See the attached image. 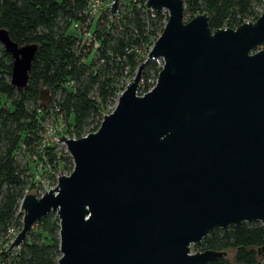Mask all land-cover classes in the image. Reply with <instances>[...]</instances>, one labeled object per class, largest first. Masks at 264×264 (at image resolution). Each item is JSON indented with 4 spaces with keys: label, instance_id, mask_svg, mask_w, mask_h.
<instances>
[{
    "label": "water",
    "instance_id": "95a60500",
    "mask_svg": "<svg viewBox=\"0 0 264 264\" xmlns=\"http://www.w3.org/2000/svg\"><path fill=\"white\" fill-rule=\"evenodd\" d=\"M144 8L166 12L160 35L96 131L57 138L72 169L59 167L52 189L21 199V228L7 250L48 214L58 221L56 264H209L226 253L191 254L190 245L214 229L264 228V8L252 22L213 31L206 13L184 21L183 0ZM0 46L9 85L23 90L37 45L19 46L0 29ZM155 59V83L139 96ZM38 101L50 105L48 89ZM263 252L264 240L256 257Z\"/></svg>",
    "mask_w": 264,
    "mask_h": 264
},
{
    "label": "trees",
    "instance_id": "16d2710c",
    "mask_svg": "<svg viewBox=\"0 0 264 264\" xmlns=\"http://www.w3.org/2000/svg\"><path fill=\"white\" fill-rule=\"evenodd\" d=\"M145 1L129 0L127 12L116 16L115 21L104 15L100 17L91 36L97 46L94 59L91 64H85V46L78 38L82 35L73 25L85 26L88 30L94 22H86L87 0H0V29L6 30L11 41L19 46L37 45L30 77L26 87L19 91L9 85L11 60L0 46V99H3L0 100V242L9 227L21 228L19 204L24 191L31 188L25 174L28 171L25 155L37 145L43 121L51 118L62 124V132L72 130L75 139L96 131L102 115L109 113L105 108L115 104L125 81L133 78V71L144 61L145 58H139L140 51L147 55L160 35L166 16L147 11ZM257 4L259 11L255 10ZM183 6L184 15L190 14V18L206 13L208 27L213 31L235 29L256 20L264 3L261 0H183ZM70 30L78 34L73 35ZM149 71L153 72L154 81L159 71L154 61L143 70L137 88L139 96L149 89ZM118 77H123V81L117 83ZM42 88L48 89L51 96L45 110L38 101ZM56 146L45 145L44 156L38 160L46 167L59 162L72 167L68 156L64 159L56 156ZM20 159H24L23 165ZM34 225L36 232L32 226L18 249L0 253L2 264H56L59 253L55 215L48 214ZM263 240L264 228L260 223H241L212 230L200 241L199 247L200 252L233 251V264H264V252L256 257V248L263 245ZM209 264L229 262L222 258Z\"/></svg>",
    "mask_w": 264,
    "mask_h": 264
},
{
    "label": "rangeland",
    "instance_id": "374dc122",
    "mask_svg": "<svg viewBox=\"0 0 264 264\" xmlns=\"http://www.w3.org/2000/svg\"><path fill=\"white\" fill-rule=\"evenodd\" d=\"M133 2V1H132ZM261 2L264 3V0H261ZM129 0H119L118 1V7H117V12L115 14V16H110L109 15V11H108V5L109 2L103 4L101 12L99 14H97V16L94 19V22H92L91 26L89 27V34L90 36L87 37H83V36H79L78 38L80 39V42L82 43L83 46H85L84 49V58H83V63L85 64H91L93 59H94V49L97 47L96 43L92 41V34L94 32V30L96 29V23L98 22V20L100 19V17L102 15H104L107 19L111 18V20L115 21L116 16H123L125 14V12H127V9L129 7ZM255 10L259 11L260 10V5L257 4V6H255ZM160 15L163 16H167L166 12L161 11L159 12ZM199 14V13H197ZM190 18V14L188 15H184V21H187ZM112 21V22H113ZM72 29V28H71ZM70 32L73 35H77L78 33L75 30H70ZM263 45L259 48H262ZM146 56L145 52L140 51L139 53V58L144 59ZM135 70L133 71L132 75H134ZM148 78L153 81L154 79V74L152 71L148 72ZM123 77H118L117 78V83L123 81ZM132 79V77H129V81L130 82ZM124 89V88H123ZM138 94V92H137ZM1 100V99H0ZM3 100V99H2ZM1 100V102H2ZM116 104V102H115ZM115 104L113 103V105L111 104L109 107L105 108V110L107 112H111L115 106ZM105 110H103L105 112ZM103 112V113H104ZM43 130L39 135V141L37 143V145L32 146L31 147V153L28 151L25 155L26 159H27V165L26 168H28V171H26V175L27 177V182L29 184H31V188L28 187L27 190V194L26 195H34L36 197L41 196L44 192L48 191L49 189H52L55 184H56V177L59 174V167H61V173L63 175H68L72 169V167H70V165L66 164L65 162H59V164H53L52 166L46 167L44 164L41 163L40 160H38V157H40L41 155H43V148L45 145H52L54 144V139L52 137V135H59V137L61 136H65L68 139H73L72 137V130H69L68 132H62L59 133V129L58 127H60V123L58 125V123H55L54 120H52L51 118H47L45 119V121H43ZM53 129H58L56 131V134H53ZM63 130V128H60V130ZM52 131V132H51ZM65 133V134H63ZM56 137V136H55ZM54 137V138H55ZM59 139V138H58ZM55 154L57 157H61V158H65L67 155V153L65 152V148L62 144L58 143L56 146V149L54 150ZM21 164H24V159H20ZM28 184V185H29ZM37 227L35 225H33V231L36 232ZM2 242V241H1ZM17 248H14L13 250H11V252L15 251ZM190 253L194 254V253H199L200 252V247L199 244H195V245H190L189 247ZM4 252L2 248H0V253ZM233 251H226V255L224 257V259L229 262V264H233Z\"/></svg>",
    "mask_w": 264,
    "mask_h": 264
},
{
    "label": "built area",
    "instance_id": "2783aa9c",
    "mask_svg": "<svg viewBox=\"0 0 264 264\" xmlns=\"http://www.w3.org/2000/svg\"><path fill=\"white\" fill-rule=\"evenodd\" d=\"M107 2H109V5H110V3H111V0H87V4H86V8H85V14H86V16H87V20H86V22H89V21H93L94 19H95V17L97 16V14H99L100 12H101V9H102V6H103V4H105V3H107ZM109 5H108V7H109ZM149 12H151V11H149ZM166 18H167V16H166ZM84 25H86V23L84 24ZM73 27H74V29L76 30V31H79V33H81V35L83 36V37H87V36H90V34H89V31L88 30H86V27L85 26H83V27H79L78 25H73ZM155 63H156V65L158 66V68L160 69L161 68V66H162V61L160 60V59H155V60H153ZM148 83L150 84V86H149V89L147 90V91H149L152 87H153V85H154V83H155V80L154 81H148ZM128 84V82L127 81H125V84H124V86H123V88H125V86ZM141 84V81H140V83L138 84V86ZM121 93V92H120ZM120 93H118L117 94V97H116V101H117V98L119 97V95H120ZM110 113V112H109ZM106 114H108V113H105V114H103L102 115V117L104 116V115H106ZM60 128H63V125L62 124H60V127H58V131H59V133H62V129L60 130ZM56 129H53L52 131H53V134H56V131H57ZM51 131V132H52ZM56 136V137H55ZM52 137H53V139H54V144H58V143H56V142H58V139L57 138H59V135L57 136V134L56 135H52ZM55 137V138H54ZM83 137V136H82ZM73 139H75V138H73ZM27 194V190H25L24 191V196ZM38 197H40V196H38ZM37 197V198H38ZM18 211L20 212V210L18 209ZM20 224H21V221H20ZM19 232V229L18 228H16V227H14V226H12V227H9L7 230H6V233H5V235H4V237H3V239H2V242H0V248H2L3 249V251L4 252H9V251H11V250H7L8 249V247L10 246V244L12 243V241H13V239H14V237L16 236V234ZM18 249V248H17ZM13 250V249H12ZM0 264H2V262H0Z\"/></svg>",
    "mask_w": 264,
    "mask_h": 264
}]
</instances>
